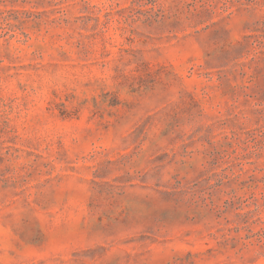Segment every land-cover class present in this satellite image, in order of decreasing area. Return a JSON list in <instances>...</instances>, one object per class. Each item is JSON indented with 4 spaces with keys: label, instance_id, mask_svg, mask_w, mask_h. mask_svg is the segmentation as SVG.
I'll return each instance as SVG.
<instances>
[{
    "label": "rangeland",
    "instance_id": "rangeland-1",
    "mask_svg": "<svg viewBox=\"0 0 264 264\" xmlns=\"http://www.w3.org/2000/svg\"><path fill=\"white\" fill-rule=\"evenodd\" d=\"M262 23L264 0H0V264H264V71H229Z\"/></svg>",
    "mask_w": 264,
    "mask_h": 264
},
{
    "label": "trees",
    "instance_id": "trees-1",
    "mask_svg": "<svg viewBox=\"0 0 264 264\" xmlns=\"http://www.w3.org/2000/svg\"><path fill=\"white\" fill-rule=\"evenodd\" d=\"M262 25L264 26V23H262ZM264 35L261 34V35H257V36H250L248 38H244L242 40V42H238L236 44V46L233 47L232 49V52L236 53V54H240L242 53L243 50L245 49H248V46H250L252 44V42L256 39H263ZM252 40V42H250ZM260 40L256 41V46H258L260 48ZM234 59H231L229 61H226L225 63L227 65H229V63H234ZM224 63V64H225ZM249 64H252V65H256L257 67L256 68H259V66H261V69L264 71V49H262L260 52L258 53H255V55L247 61V63H239V64H236L234 63L233 65L235 67H231L229 71H232L231 73L234 74L233 70L232 69H236V66H238L240 68V71L241 73L244 74V70H243V67L244 66H249Z\"/></svg>",
    "mask_w": 264,
    "mask_h": 264
}]
</instances>
